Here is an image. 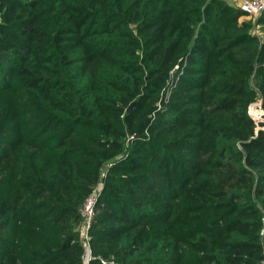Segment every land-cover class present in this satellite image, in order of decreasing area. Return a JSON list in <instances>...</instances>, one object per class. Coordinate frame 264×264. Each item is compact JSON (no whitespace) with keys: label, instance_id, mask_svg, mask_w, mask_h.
I'll use <instances>...</instances> for the list:
<instances>
[{"label":"trees","instance_id":"trees-1","mask_svg":"<svg viewBox=\"0 0 264 264\" xmlns=\"http://www.w3.org/2000/svg\"><path fill=\"white\" fill-rule=\"evenodd\" d=\"M243 15L0 0V264H264V12Z\"/></svg>","mask_w":264,"mask_h":264},{"label":"built area","instance_id":"built-area-1","mask_svg":"<svg viewBox=\"0 0 264 264\" xmlns=\"http://www.w3.org/2000/svg\"><path fill=\"white\" fill-rule=\"evenodd\" d=\"M236 6L250 18L260 16L264 12V0H237ZM100 185L86 198L80 209L84 219L83 235L85 237L87 236L86 231L89 229L95 214V204L99 195Z\"/></svg>","mask_w":264,"mask_h":264},{"label":"rangeland","instance_id":"rangeland-1","mask_svg":"<svg viewBox=\"0 0 264 264\" xmlns=\"http://www.w3.org/2000/svg\"><path fill=\"white\" fill-rule=\"evenodd\" d=\"M230 4L236 6L237 0H227ZM257 17L251 18L254 22L256 21ZM241 19H250L246 14H244ZM254 31L256 33H259L261 36H263V33L261 32L260 25L256 23V27H254ZM249 114L251 117L256 121L257 128H264V109L261 107L260 100L251 104L249 107ZM260 115V116H259Z\"/></svg>","mask_w":264,"mask_h":264},{"label":"water","instance_id":"water-1","mask_svg":"<svg viewBox=\"0 0 264 264\" xmlns=\"http://www.w3.org/2000/svg\"><path fill=\"white\" fill-rule=\"evenodd\" d=\"M131 106H132V104L128 107V110H130L131 109Z\"/></svg>","mask_w":264,"mask_h":264}]
</instances>
